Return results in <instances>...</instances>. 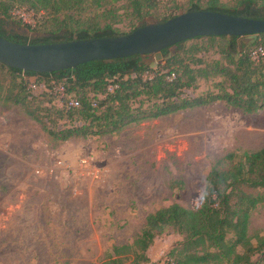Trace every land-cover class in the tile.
<instances>
[{"label":"trees","instance_id":"obj_1","mask_svg":"<svg viewBox=\"0 0 264 264\" xmlns=\"http://www.w3.org/2000/svg\"><path fill=\"white\" fill-rule=\"evenodd\" d=\"M232 2L228 7L222 0H187L185 5L176 0H0V36L19 44L114 38L148 25L150 19L167 22L178 11L264 20V0ZM17 12L38 17L42 37L29 40L9 31V23L32 29ZM125 20L131 30L122 33L118 26ZM260 48L264 50V34L184 41L163 50L155 68L147 63L150 55L94 61L52 74L0 63V101L20 107L55 146L216 103L252 115L264 111V56H253ZM202 81H215L213 89L190 95ZM41 85L46 89L40 90ZM55 87H63L64 94ZM260 206L264 147L228 153L212 164L199 208L172 204L150 213L133 241L113 246L99 264H157L148 251L167 233L183 238L166 256L171 264H264V236L250 234L252 214Z\"/></svg>","mask_w":264,"mask_h":264},{"label":"rangeland","instance_id":"obj_2","mask_svg":"<svg viewBox=\"0 0 264 264\" xmlns=\"http://www.w3.org/2000/svg\"><path fill=\"white\" fill-rule=\"evenodd\" d=\"M16 14L32 29L9 23V31L42 37L38 17ZM118 28L129 32V20ZM147 59L157 67L154 55ZM213 82L189 94L212 90ZM262 147L264 111L247 115L222 103L55 146L20 107L0 101V264H99L113 246L131 243L150 213L172 204L199 208L216 160ZM250 234L264 236L263 206L252 214ZM182 240L158 237L149 258L171 264L166 256Z\"/></svg>","mask_w":264,"mask_h":264},{"label":"water","instance_id":"obj_3","mask_svg":"<svg viewBox=\"0 0 264 264\" xmlns=\"http://www.w3.org/2000/svg\"><path fill=\"white\" fill-rule=\"evenodd\" d=\"M264 34V20L212 11L181 13L164 23H152L114 38L53 44H19L0 36V63L24 72L52 74L94 61L154 55L198 37H246Z\"/></svg>","mask_w":264,"mask_h":264},{"label":"built area","instance_id":"obj_4","mask_svg":"<svg viewBox=\"0 0 264 264\" xmlns=\"http://www.w3.org/2000/svg\"><path fill=\"white\" fill-rule=\"evenodd\" d=\"M253 56H254V58H258L259 56H264V50H263L262 48L256 50V51L253 53ZM33 88L35 89L36 86H33ZM59 92H60V94H61V96H62V95L64 94V88L61 87V88L59 89ZM71 104L74 105V106H79V103H78L77 101H74V100L71 101Z\"/></svg>","mask_w":264,"mask_h":264}]
</instances>
